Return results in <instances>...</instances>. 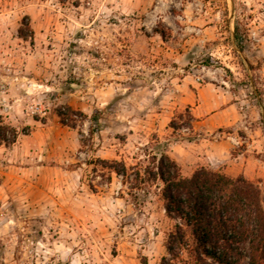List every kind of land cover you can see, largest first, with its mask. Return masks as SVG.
I'll use <instances>...</instances> for the list:
<instances>
[{
    "label": "rangeland",
    "instance_id": "1",
    "mask_svg": "<svg viewBox=\"0 0 264 264\" xmlns=\"http://www.w3.org/2000/svg\"><path fill=\"white\" fill-rule=\"evenodd\" d=\"M0 121L18 132L0 146V264H158L160 182L131 190L99 161L144 166L155 138L183 176L253 181L264 209V0H0Z\"/></svg>",
    "mask_w": 264,
    "mask_h": 264
},
{
    "label": "trees",
    "instance_id": "2",
    "mask_svg": "<svg viewBox=\"0 0 264 264\" xmlns=\"http://www.w3.org/2000/svg\"><path fill=\"white\" fill-rule=\"evenodd\" d=\"M28 17L18 37H32ZM164 38V31H158ZM233 38L240 42L235 27ZM56 115L62 126L74 128L77 118H85L70 107H59ZM77 114V115H76ZM172 130L191 129L194 117L187 107ZM74 122V123H73ZM93 122L97 123L96 117ZM91 129L90 134L92 135ZM26 132V131H24ZM25 134V133H23ZM18 132L0 121V146L15 143ZM146 148L147 164L126 167L123 162L99 161L120 177L130 189L143 190L155 181L161 184L160 197L167 219L174 224L166 234L165 255L158 264H264V209L260 187L244 176L230 177L204 167L183 176L179 165L155 138ZM152 150V149H151Z\"/></svg>",
    "mask_w": 264,
    "mask_h": 264
}]
</instances>
